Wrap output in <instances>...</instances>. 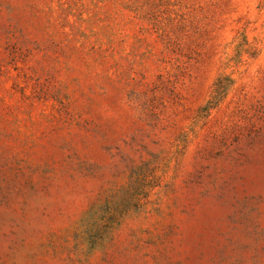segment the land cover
Wrapping results in <instances>:
<instances>
[{
  "label": "rangeland",
  "instance_id": "374dc122",
  "mask_svg": "<svg viewBox=\"0 0 264 264\" xmlns=\"http://www.w3.org/2000/svg\"><path fill=\"white\" fill-rule=\"evenodd\" d=\"M0 264H264V0H0Z\"/></svg>",
  "mask_w": 264,
  "mask_h": 264
}]
</instances>
